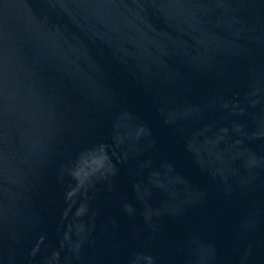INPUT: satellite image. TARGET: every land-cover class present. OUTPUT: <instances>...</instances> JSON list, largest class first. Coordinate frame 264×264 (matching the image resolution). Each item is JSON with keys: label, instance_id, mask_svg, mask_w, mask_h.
Wrapping results in <instances>:
<instances>
[{"label": "water", "instance_id": "water-1", "mask_svg": "<svg viewBox=\"0 0 264 264\" xmlns=\"http://www.w3.org/2000/svg\"><path fill=\"white\" fill-rule=\"evenodd\" d=\"M0 264H264V0H0Z\"/></svg>", "mask_w": 264, "mask_h": 264}]
</instances>
